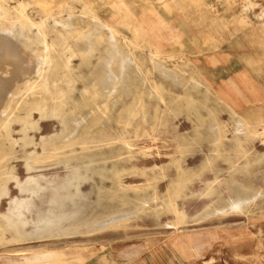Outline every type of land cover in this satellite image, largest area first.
<instances>
[{"label":"rangeland","instance_id":"obj_1","mask_svg":"<svg viewBox=\"0 0 264 264\" xmlns=\"http://www.w3.org/2000/svg\"><path fill=\"white\" fill-rule=\"evenodd\" d=\"M30 259L264 264V0H0V264Z\"/></svg>","mask_w":264,"mask_h":264},{"label":"crops","instance_id":"obj_2","mask_svg":"<svg viewBox=\"0 0 264 264\" xmlns=\"http://www.w3.org/2000/svg\"><path fill=\"white\" fill-rule=\"evenodd\" d=\"M31 261H33L32 263H30ZM25 264H35L34 259H30L29 261H27ZM45 264V263H44Z\"/></svg>","mask_w":264,"mask_h":264}]
</instances>
